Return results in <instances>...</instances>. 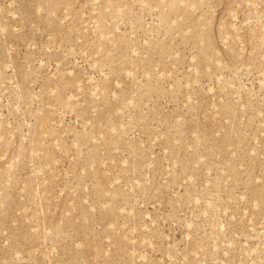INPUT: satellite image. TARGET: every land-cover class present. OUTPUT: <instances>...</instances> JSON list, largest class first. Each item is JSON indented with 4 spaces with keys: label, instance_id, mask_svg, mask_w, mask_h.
<instances>
[{
    "label": "rangeland",
    "instance_id": "obj_1",
    "mask_svg": "<svg viewBox=\"0 0 264 264\" xmlns=\"http://www.w3.org/2000/svg\"><path fill=\"white\" fill-rule=\"evenodd\" d=\"M0 264H264V0H0Z\"/></svg>",
    "mask_w": 264,
    "mask_h": 264
}]
</instances>
